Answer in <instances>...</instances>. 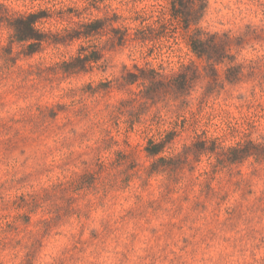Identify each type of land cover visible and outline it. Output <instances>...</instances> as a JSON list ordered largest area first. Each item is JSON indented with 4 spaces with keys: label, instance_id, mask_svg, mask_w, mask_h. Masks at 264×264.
<instances>
[{
    "label": "clouds",
    "instance_id": "clouds-1",
    "mask_svg": "<svg viewBox=\"0 0 264 264\" xmlns=\"http://www.w3.org/2000/svg\"><path fill=\"white\" fill-rule=\"evenodd\" d=\"M0 264H264V0H0Z\"/></svg>",
    "mask_w": 264,
    "mask_h": 264
}]
</instances>
